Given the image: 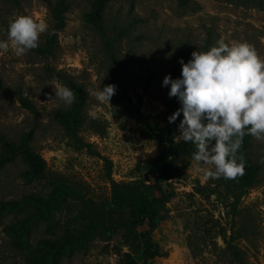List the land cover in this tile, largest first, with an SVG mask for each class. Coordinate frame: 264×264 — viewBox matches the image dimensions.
<instances>
[{
  "label": "rangeland",
  "instance_id": "obj_1",
  "mask_svg": "<svg viewBox=\"0 0 264 264\" xmlns=\"http://www.w3.org/2000/svg\"><path fill=\"white\" fill-rule=\"evenodd\" d=\"M61 2L63 25L55 28L50 5ZM93 2L0 0V39L17 16L48 25L35 49L0 54V144L31 133L30 147L46 170L45 179L29 182L20 158L7 164L0 201L20 208L25 196L48 198L54 178L79 192L54 201L45 219L0 210V264H33L42 240L60 244V252L38 264H120L127 255L142 263L138 234L147 226L136 234L115 227L127 213L110 195L112 182L133 181L148 187L156 210L152 240L166 253L146 264H233L232 252L241 253L243 264H264V139L252 136L251 158L260 168L252 185L233 189L204 179L205 166L198 171L191 158L195 146L173 139L182 115L168 123L174 111L161 86L166 74L180 76L179 60L187 63L193 51L219 40L247 42L264 59V0H106L101 18L91 22ZM108 84L115 94L98 102L95 92ZM60 85L84 92L81 148L55 119L72 105L55 96ZM170 159L173 177L157 185L160 165ZM85 212L109 229H89Z\"/></svg>",
  "mask_w": 264,
  "mask_h": 264
},
{
  "label": "clouds",
  "instance_id": "obj_2",
  "mask_svg": "<svg viewBox=\"0 0 264 264\" xmlns=\"http://www.w3.org/2000/svg\"><path fill=\"white\" fill-rule=\"evenodd\" d=\"M44 21L29 16L12 18L7 25V39H0V54L10 47L16 56L38 47V40L47 31ZM178 78L166 74L161 82L167 95L175 97L180 107L167 117L178 124L175 143H191L196 150L192 159L197 170L204 168V179H234L242 175L245 159L239 153L245 135L264 139V59L247 42L223 40L207 51H193L191 59H182ZM116 87L108 84L95 92L98 102L107 101ZM55 96L70 105L75 93L60 85ZM95 115V113H93Z\"/></svg>",
  "mask_w": 264,
  "mask_h": 264
},
{
  "label": "trees",
  "instance_id": "obj_3",
  "mask_svg": "<svg viewBox=\"0 0 264 264\" xmlns=\"http://www.w3.org/2000/svg\"><path fill=\"white\" fill-rule=\"evenodd\" d=\"M106 0H94L92 4V11L87 15L88 20L96 22L102 16L104 4ZM65 5L63 2L56 3L54 6L50 5V11L53 16L54 27L58 28L63 25V13ZM206 51V50H205ZM172 78H178L171 76ZM74 93H76L75 101L72 105L64 110L54 113L56 121L64 129L65 134L74 139V143L77 144V148H81L77 140V131L85 123L82 115L84 92L80 87H70ZM168 89V88H167ZM26 103L25 101H23ZM166 107L173 111H176L179 107V101L175 97H169L166 102ZM140 121V118H138ZM31 133L25 134L16 141L2 139L0 144V170L4 169L7 164L13 163L20 158L27 169L24 172L25 177L30 182L32 180L45 179V162L43 158L35 153L30 147ZM171 143V142H170ZM252 136L245 135L243 143L239 150V153L243 155L245 159V168L242 175H237L234 179L219 180L233 189L240 187H246L252 185L255 182L256 176L259 172L258 164L254 163L251 158L252 149ZM173 162L168 160L160 165L156 176V184L166 183L173 177ZM52 194L48 198L41 197L39 195H29L22 198V207L19 208L17 201H0V210H14L18 212L28 213L35 215L39 218L45 219L48 217L47 207H49L54 201L61 199L64 200L67 197H78V190L65 183L60 178H54L52 182ZM111 200L119 210H123L127 213V216L119 222L115 227L123 228L128 234H136L137 228L146 225L147 229L139 232V237L143 241L144 252L142 255V263H138L131 256L127 255L125 261L120 264H146L148 261L156 257H164L166 253L161 252L158 245L152 240L151 232L155 228L156 210L154 202L149 197L148 187L144 186L141 182H129V183H115L112 182L110 186ZM28 207H34L35 211L32 212ZM83 219L86 220L89 229L94 230L96 227L108 230L109 227L104 226L95 218H86V212L82 213ZM20 228L23 231H27L26 223H22ZM15 235V230L10 228ZM17 233V230H16ZM42 247L40 250H35L32 256V263L38 264L39 260L43 256H54L60 252V244L54 245V241L47 240L41 241ZM47 248H50L48 250ZM233 264H243V257L240 252H232ZM53 263V259L51 261Z\"/></svg>",
  "mask_w": 264,
  "mask_h": 264
}]
</instances>
